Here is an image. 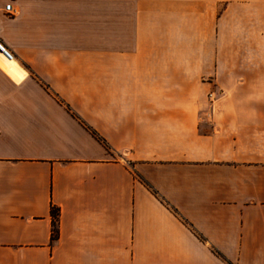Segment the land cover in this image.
I'll return each instance as SVG.
<instances>
[{"label": "crops", "instance_id": "obj_1", "mask_svg": "<svg viewBox=\"0 0 264 264\" xmlns=\"http://www.w3.org/2000/svg\"><path fill=\"white\" fill-rule=\"evenodd\" d=\"M0 24V264H264V0Z\"/></svg>", "mask_w": 264, "mask_h": 264}, {"label": "built area", "instance_id": "obj_2", "mask_svg": "<svg viewBox=\"0 0 264 264\" xmlns=\"http://www.w3.org/2000/svg\"><path fill=\"white\" fill-rule=\"evenodd\" d=\"M3 11L11 16L14 14V8L12 6L11 3H7L5 5V7L3 8ZM0 54H2L3 56H5L7 59L13 60L15 58V55L13 54V52L7 47V45L5 44V42L3 41L2 37H1V24H0ZM211 99H215L216 95L214 92H211L209 94Z\"/></svg>", "mask_w": 264, "mask_h": 264}, {"label": "trees", "instance_id": "obj_3", "mask_svg": "<svg viewBox=\"0 0 264 264\" xmlns=\"http://www.w3.org/2000/svg\"><path fill=\"white\" fill-rule=\"evenodd\" d=\"M52 214H53V217H54V225H56V219H57V214H58L57 209L53 208Z\"/></svg>", "mask_w": 264, "mask_h": 264}]
</instances>
